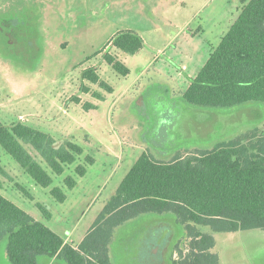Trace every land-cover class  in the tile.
<instances>
[{"label": "rangeland", "instance_id": "rangeland-1", "mask_svg": "<svg viewBox=\"0 0 264 264\" xmlns=\"http://www.w3.org/2000/svg\"><path fill=\"white\" fill-rule=\"evenodd\" d=\"M248 1L0 0V122L20 121L82 148L73 163L55 174L25 145L52 178L42 187L0 146V193L77 243L142 153L168 161L178 153L210 150L255 127L262 130V102L215 108L183 97ZM123 30L138 33L144 46L134 54L113 47L110 39ZM106 53L129 72L114 70L103 59ZM89 67L110 90L83 78ZM77 165L85 167L82 176ZM67 176L76 181L72 188L66 186ZM53 187L65 193L63 201L52 196ZM183 232L171 213L142 214L114 230L112 259L117 264H171ZM213 235L220 264H264V230ZM6 243L3 237L0 264H10ZM46 260L42 257L41 264Z\"/></svg>", "mask_w": 264, "mask_h": 264}, {"label": "trees", "instance_id": "trees-1", "mask_svg": "<svg viewBox=\"0 0 264 264\" xmlns=\"http://www.w3.org/2000/svg\"><path fill=\"white\" fill-rule=\"evenodd\" d=\"M109 42L127 54L144 46L142 37L132 30L116 33ZM103 59L117 72H129L112 54H104ZM82 76L111 89L93 67ZM183 97L189 103L215 108L264 103V0H249L243 6ZM25 145L55 174H61L82 153L72 140L58 142L20 121L0 122V146L42 187L49 186L52 178ZM86 160L93 162L89 156ZM75 171L82 176L85 167L77 165ZM64 181L67 188L76 184L71 176ZM50 192L58 201L66 198L59 187ZM37 207L50 216L42 205ZM145 213H171L183 227L185 235L174 247L177 257L171 258V264H220L213 233L264 230V128L220 141L210 150L178 153L168 161L142 153L76 245L65 242L0 193V240L7 238L10 264H41L42 257H56L68 264H112L109 245L114 230ZM204 226L211 232H203Z\"/></svg>", "mask_w": 264, "mask_h": 264}, {"label": "crops", "instance_id": "crops-1", "mask_svg": "<svg viewBox=\"0 0 264 264\" xmlns=\"http://www.w3.org/2000/svg\"><path fill=\"white\" fill-rule=\"evenodd\" d=\"M158 160H162L161 159V157L158 159ZM175 221H176V219H175ZM128 222V221H127ZM127 222H125V223H127ZM177 222V221H176ZM125 223H123L122 225H120V226H123ZM159 223H157V224H155V225H158ZM179 224V223H178ZM154 224H153V226H155ZM180 225V224H179ZM152 226V227H153ZM181 226V225H180ZM182 227V226H181ZM118 228H119V226H118ZM183 228V227H182ZM184 230V229H183ZM89 231V230H88ZM86 235V234H85ZM185 235V232H183V235L180 237V239L183 237ZM114 236V235H113ZM83 238H81L80 239V241L82 240ZM179 239V240H180ZM178 240V241H179ZM64 241L65 242H67V243H72V244H74V245H76V244H78L79 242H77V243H74V242H68L66 239H64ZM112 241V240H111ZM177 241V242H178ZM177 242L175 243V245L177 244ZM110 245H111V243H110ZM109 245V256H110V260H111V263L112 264H117V263H115L114 261H113V259H112V252H111V246ZM175 251V250H174ZM173 251V254H172V258H174V255H175V252ZM59 260H61V259H58V258H56V257H53V258H50V259H47L45 262H44V264H54V263H56V261H59Z\"/></svg>", "mask_w": 264, "mask_h": 264}]
</instances>
